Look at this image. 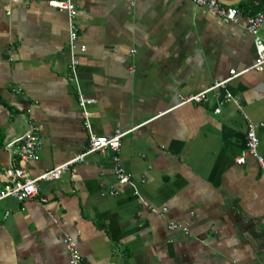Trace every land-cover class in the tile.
Listing matches in <instances>:
<instances>
[{
    "label": "crops",
    "instance_id": "obj_1",
    "mask_svg": "<svg viewBox=\"0 0 264 264\" xmlns=\"http://www.w3.org/2000/svg\"><path fill=\"white\" fill-rule=\"evenodd\" d=\"M73 3L85 47L76 84L67 13L47 0H0V172L23 166L35 177L87 146L78 86L91 101V133L129 131L117 156L130 182L117 181L110 152L91 153L39 182L35 198L0 199V264H69L66 235L82 264H264V174L252 157L234 160L246 121L262 124L264 157V71L250 68L244 16L224 22L192 0ZM233 6L264 12V0ZM244 69L227 83L232 101L215 89L182 103ZM29 120L39 157L21 163L8 144Z\"/></svg>",
    "mask_w": 264,
    "mask_h": 264
},
{
    "label": "built area",
    "instance_id": "obj_2",
    "mask_svg": "<svg viewBox=\"0 0 264 264\" xmlns=\"http://www.w3.org/2000/svg\"><path fill=\"white\" fill-rule=\"evenodd\" d=\"M196 5L205 7L218 14L224 22H238L239 18L244 16L245 28L247 32L252 36L253 45L255 48V59L250 68L264 71V39L260 35V30L264 24V12L253 11L247 9L243 12L240 8L233 5H225L218 0H192ZM48 6L64 10L68 16V37L67 45L70 52L69 61V79L76 84V69L78 65V59L76 52H84L85 47L78 45V28L76 27L73 19L76 15V8L73 0H47ZM248 69L241 71L230 70V75L224 80L214 82L209 88L198 92L197 94L188 96L182 100L185 102H201L206 100V96L209 92L215 89H221L225 91L224 100L232 101L233 98L230 92L227 91V83L234 77L244 73ZM76 94L78 96V102L82 108L84 116V126L89 131L88 144L79 153L75 154L69 160L55 166L51 169L44 170L42 173L35 177H31L27 174L23 166L8 167L4 171L0 172V178L2 181V187L0 188V199L6 197L15 198L18 201H26L35 198L38 195V184L44 180H56L60 178L63 172L67 171L74 164L82 162L85 157L91 153L105 154L110 152L112 154V161L115 163L116 178L119 183H128L129 177L124 173L123 169L118 164V150L121 145L122 138L129 131L116 130L109 135H96L91 133L90 113L87 110V106L90 104V100L85 98L81 93L78 86H76ZM214 112H219V108H216ZM262 124H255L251 121H246V132L244 146L240 152L235 156V162L237 164H243L247 157H252L256 160L261 172L264 174V157L258 150V137L256 130ZM12 152L17 156L21 163L29 160H36L39 157L40 150V136L37 124L33 120H29L26 131L14 140L8 146L13 145ZM44 202L45 198H41ZM149 209L153 213H159L164 215L167 212L166 208L157 209L149 206ZM6 212L5 214H7ZM169 230L180 229L183 233L188 234V229L180 224L169 222ZM64 247L68 253L69 264H82V258L77 250L76 242L73 238L66 235L63 238Z\"/></svg>",
    "mask_w": 264,
    "mask_h": 264
},
{
    "label": "water",
    "instance_id": "obj_3",
    "mask_svg": "<svg viewBox=\"0 0 264 264\" xmlns=\"http://www.w3.org/2000/svg\"><path fill=\"white\" fill-rule=\"evenodd\" d=\"M221 3L225 4V5H233L235 3H238L241 0H218Z\"/></svg>",
    "mask_w": 264,
    "mask_h": 264
},
{
    "label": "trees",
    "instance_id": "obj_4",
    "mask_svg": "<svg viewBox=\"0 0 264 264\" xmlns=\"http://www.w3.org/2000/svg\"><path fill=\"white\" fill-rule=\"evenodd\" d=\"M254 10L257 11L258 9H255V8H254Z\"/></svg>",
    "mask_w": 264,
    "mask_h": 264
}]
</instances>
